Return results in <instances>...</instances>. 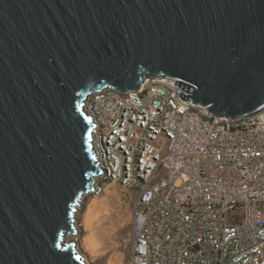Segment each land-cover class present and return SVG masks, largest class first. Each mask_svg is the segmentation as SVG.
I'll return each mask as SVG.
<instances>
[{
  "label": "water",
  "instance_id": "obj_1",
  "mask_svg": "<svg viewBox=\"0 0 264 264\" xmlns=\"http://www.w3.org/2000/svg\"><path fill=\"white\" fill-rule=\"evenodd\" d=\"M160 77L215 117L262 111L264 0H0V264H87L65 243L104 176L85 100Z\"/></svg>",
  "mask_w": 264,
  "mask_h": 264
},
{
  "label": "built area",
  "instance_id": "obj_2",
  "mask_svg": "<svg viewBox=\"0 0 264 264\" xmlns=\"http://www.w3.org/2000/svg\"><path fill=\"white\" fill-rule=\"evenodd\" d=\"M177 82L87 97L104 171L89 194H136L131 264H264V109L215 117Z\"/></svg>",
  "mask_w": 264,
  "mask_h": 264
},
{
  "label": "rangeland",
  "instance_id": "obj_3",
  "mask_svg": "<svg viewBox=\"0 0 264 264\" xmlns=\"http://www.w3.org/2000/svg\"><path fill=\"white\" fill-rule=\"evenodd\" d=\"M104 187L106 188L104 192L100 194H89L84 197L75 219L78 234L77 237H71L70 240L77 242L80 253L85 259H87V262L90 261L88 264H131V236L133 230V212L136 207V194L131 190H126L117 184L106 183ZM111 193L116 194V201L118 202V204H116L121 208V211H123L128 216V221L123 226H117L116 223H113L112 225L111 223L112 226H109H111L112 229L114 228L113 230L116 236L114 243H112L113 245L107 244V242L103 243V250L101 251L102 254L93 256L83 243L85 237H92L93 235L92 229H90L89 226V210L91 209L92 204L95 202L108 203V197ZM110 210H112V207ZM92 217L96 219L94 215ZM92 221L94 222V220Z\"/></svg>",
  "mask_w": 264,
  "mask_h": 264
},
{
  "label": "bare ground",
  "instance_id": "obj_4",
  "mask_svg": "<svg viewBox=\"0 0 264 264\" xmlns=\"http://www.w3.org/2000/svg\"><path fill=\"white\" fill-rule=\"evenodd\" d=\"M116 197L117 196L115 193H111L109 194V197H108L109 198L108 203L106 201H105L106 203L95 202L92 204V207L89 210L90 211L89 212L90 215L88 214L89 226H90V229H92L93 235L92 237L91 236L85 237L83 240V243L85 244V246L87 247V249L91 252L93 256L102 254L101 251L103 250L102 248L103 243H106V242L107 244L114 243V239L116 236L113 230L114 228L112 229L111 227L113 223H116L117 226L118 225L123 226L128 221V216L123 211H121L120 207H118L117 205L118 202L116 201ZM111 207H112V210H110ZM93 215L96 217V219L92 217ZM75 219H76V216H75ZM92 220H94V222ZM75 227L77 228L76 222H75ZM69 242H71L70 236L66 235L65 243H69ZM77 249L80 250L79 247ZM86 263L88 264L90 263V261L89 262L86 261Z\"/></svg>",
  "mask_w": 264,
  "mask_h": 264
}]
</instances>
